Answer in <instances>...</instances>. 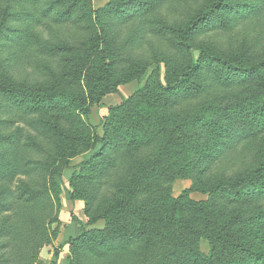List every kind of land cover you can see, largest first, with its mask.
<instances>
[{
	"label": "trees",
	"instance_id": "trees-1",
	"mask_svg": "<svg viewBox=\"0 0 264 264\" xmlns=\"http://www.w3.org/2000/svg\"><path fill=\"white\" fill-rule=\"evenodd\" d=\"M35 1L0 0V33L9 20L18 14L16 7L19 11L31 15L33 12L30 10L35 9L31 8L30 4ZM76 1L51 0V10L63 7L65 2L68 4L66 10H60L54 18L55 21H71V11ZM255 1L257 4L255 3L253 8L260 9V2L263 3L264 0H252V4ZM87 5L86 14L91 17L89 27L92 31H98L94 30L95 27L104 31L106 15L113 17L117 24L115 29V26L110 29L111 35L104 34L96 46L92 45L101 57L104 55L100 58V67L96 70L112 73L114 67L124 64L125 58L120 56L125 54L130 56L137 47L139 49L144 47L148 31L158 36L165 32L160 28L154 32L150 27L146 29L147 24L163 20L160 15L156 20L150 19L152 11L144 6H136L125 12L120 11L115 2H108L105 7L99 9H94L90 3ZM226 5V0H212L206 11L189 19L184 30L183 27L174 31L168 28V33L178 36L174 37L181 41L183 36L186 37L200 30L203 22L211 21L213 13L223 10ZM249 8L252 9L251 6ZM236 14L239 18L243 16L241 11ZM224 25L228 26L229 23L226 21ZM124 27H127V31ZM14 32L16 33L15 30ZM23 35L22 37L10 36L11 45L18 38L23 40L8 60L6 58V61H0L2 64L0 71L7 76V80L5 76V81L0 82V112L2 109L9 111L8 118L2 121V124L11 125L15 120L21 123L17 126L11 125V130L8 129L5 134H0V138L18 142L20 149L19 158L4 155L0 157V164L4 167L3 175H5L3 178L5 183L0 184V194L6 192L12 201L4 206L3 211L6 213L1 215L5 218L6 224L0 226V237L6 236V240L0 246V250L3 249L0 252V264H39V251L43 246L51 244L53 238L51 223L54 220L45 222L47 211L53 209L54 204L59 205L62 193L60 181L55 185L51 183L55 177L61 179V172L70 168L71 158L89 151L96 141L99 142L100 149L89 158L82 160L75 167L77 170L72 169L74 170L71 177L73 192L66 191L67 199L72 201L80 199L85 202L83 210L88 219L87 224L75 219L82 233L80 232L77 238L70 241L71 246L76 243L82 244L84 254L89 257L90 254H97L101 257L100 262H97L96 258L90 264H191L197 261L200 254L197 250L196 239L206 233L203 227H198L197 222L200 217L198 215L206 203L191 199L189 193H212L219 189L231 190L236 187L243 189L250 180L257 181L259 176L261 177L260 172L263 175L264 162L260 169L253 168L249 172H242L234 180L223 177L220 171L225 170L222 166L217 171L211 168L209 175L203 177L197 175L193 178L192 187L183 190L177 197L172 196L169 189L163 188L165 179L162 177L166 178L167 175L166 172L161 171V168L168 166L166 163L170 161L169 154L182 140L181 135L164 132V124L155 132L150 124V122L153 123L151 116L145 117L144 120H135L130 117L115 120L113 119L116 116L114 112L119 111L120 107L111 106L108 108V122L105 124L106 127L104 126L105 135L100 137L97 129L89 120L88 110L95 102L92 99L102 97L107 91L112 92L116 85L123 83L121 81L110 88L108 86L100 88V94H95L93 98L87 100L89 102H86L85 113H82L79 108L69 110L71 103L66 104L67 97L62 94H56L60 98L59 103L47 105V107L42 106L39 102L41 98L38 96L32 98L29 94L31 85H34L32 74L51 71L54 75L52 58L62 51L72 52L80 44L85 45L87 42L69 44L63 41L60 44H53L50 39H43L38 29L30 25ZM256 39L257 36L254 35L252 38L242 39L239 43L246 44L245 42ZM179 45H183V42ZM179 45L173 48L176 51H183V47ZM191 47L189 44L186 46L185 54ZM197 48L203 53L207 49L205 46H197ZM25 49H28L30 54L28 70L20 74L15 67ZM164 58L172 62L166 54L162 61H165ZM157 59L158 57L154 58L152 62L158 64L160 60ZM134 65L137 66L135 63ZM145 68L146 64L139 69L145 70ZM249 68L255 69L256 72L239 78L236 75H223L218 71L213 73L209 69L204 75V72L196 64L192 65L191 59H188L184 67L182 65L177 71L172 72L176 75L175 80L170 82L166 76V85H162L159 75L157 76L158 67H154L148 79L150 83L148 86L153 85L154 88L159 86L154 91L160 90L161 96L165 94L166 98H173L169 102L175 103L202 93L206 94L204 97H207L211 86L215 84L224 85L223 83L233 82L236 84L239 80L246 84L248 80L257 78L264 81V59L253 62ZM165 69L166 74H171L172 67L166 66ZM77 71L75 73H78ZM155 76L157 79L154 78ZM198 76L200 81L196 79ZM206 79L208 83L203 82ZM180 84L185 87L182 92L179 89ZM175 86L178 88L175 89ZM102 89L105 92H102ZM75 98L74 96V100ZM82 100L85 101V98L83 97ZM210 103L208 106H211ZM36 113L38 116H35ZM176 118L168 120L172 123ZM195 118L198 123L210 120L213 124L214 140H208L207 149L211 148L210 151L216 154L214 158L220 153L225 156L227 150L231 151L229 148L223 152L220 151L219 141L227 134L230 140L233 138L230 134L237 133V141L243 142L242 140L253 138L264 130V127L261 129L251 127L250 113L241 109L238 104H230L221 109L216 107V110L214 107L204 108ZM220 118L224 120L219 123ZM73 123L75 126L71 125ZM66 149H68L67 154L55 153ZM208 154L210 155L209 152ZM212 160L215 162V159ZM221 160L225 162L227 159ZM2 173L3 170L0 171V175ZM81 184H83L82 187ZM2 187L4 188L1 189ZM240 193L242 194L238 191L237 195L240 196ZM3 205H1L0 212H2ZM99 220L104 221L102 228L87 229V225ZM208 221L214 223L212 220ZM247 223L249 224V221ZM257 225L259 227L252 236L253 238L245 245L244 256L250 261L247 264H264V241L262 240L264 236L259 233L264 229V218ZM228 233L235 236V227L232 229L228 227L227 235ZM115 238L117 240H114ZM236 242L241 243L239 239ZM213 249L211 245V250ZM195 253L199 258L189 260V257L192 258L190 254L194 258ZM233 255H230L229 264H238L232 259ZM54 256L57 257V251ZM52 263L56 264V260Z\"/></svg>",
	"mask_w": 264,
	"mask_h": 264
},
{
	"label": "rangeland",
	"instance_id": "rangeland-1",
	"mask_svg": "<svg viewBox=\"0 0 264 264\" xmlns=\"http://www.w3.org/2000/svg\"><path fill=\"white\" fill-rule=\"evenodd\" d=\"M50 2L51 0H36L31 3L30 7L35 9L30 10L33 12L31 15L19 11L16 7L18 14L9 20L7 26L0 33V61H6V58L8 60L11 53L23 40L18 38L17 42L14 41L11 45L10 36H24L23 33L29 25L32 28H37L41 37L46 40L50 39L53 44H60L63 41H67L69 44L87 43L85 45L80 44L72 52L62 51L57 53L52 58L54 75L51 71L47 73L34 72L32 74L34 85H31V90L29 89L30 97L38 96V98H41V101H39L41 105L47 107V105L59 103L60 98L56 94H62L67 97L66 104L71 103L69 110L79 108L82 113H85L86 102H89L87 100L93 98L95 94H100V88L103 86L110 88L119 81L123 82L116 85L112 92L107 91L102 97L92 99L95 102L91 104L88 110L89 120L97 129L99 136L103 137L105 135V124H107L109 117L108 108L119 106L120 110L114 112L116 116L113 119L115 120L129 117L135 120H144L145 117L151 116L153 123L150 122V124L155 132L160 127L162 128L164 124V132L181 135L182 140L175 146V150L169 154L170 161L166 163L168 166L161 168V171L166 172L167 175L166 178L162 177V179H165L163 180V188L169 189L174 197L179 196L183 190L192 187L193 178H196L197 175L201 177L209 175L211 168H215L217 171L222 166L225 171L220 172L224 178L229 180L237 179L242 172H249L253 168L260 169L264 162V130L253 138L242 140L243 142H239L241 140L237 141V133L230 134L233 136L230 140H228L229 134H227L219 141L220 151L223 152L227 148L231 151L228 152L227 150L225 156L220 153L218 157L214 158L213 156L216 154L210 151L211 148L207 149L208 140H214V134H212L213 124L210 120L198 123L195 116L204 108L214 107L216 110V107L221 109L230 104H238L241 109L250 113V126L261 129V127H264V81L261 78L250 79L246 84L240 80L236 84L235 82L223 83L224 85L215 84L211 86V91L207 97H204L206 94L202 93L175 103L169 102L173 98L168 99L165 94L161 96L160 90L154 91L159 86L154 88L152 85L149 87L148 79L153 68L158 67L157 76L159 75L162 85H166V76H168L170 82L175 80L176 75L172 72L177 71L182 65L184 67L188 59H191L192 65L196 64L204 72V75L207 73V69L213 73L218 71L223 75H236L237 78L252 75L256 71L249 68L251 64L264 59V2H260V9H254L253 6L255 3L257 4L256 1L252 4V0H226V7L223 10L214 12L211 21L203 22L200 25V30L194 31L186 37L183 36L181 41L175 39L174 36L176 35L169 34L168 28L174 31L183 27L184 30L189 19L206 11L212 0H77L73 11H71V21L68 22H56L54 19L60 10H66L68 4L65 2L63 7L51 10ZM108 2L117 3L120 11L125 12L136 6H144L152 11L150 19L156 20L160 15L161 20H163L147 24L146 29L148 30L150 27L153 32L157 28L165 30L161 36L148 31L144 47L140 49L137 47L136 51L131 53L130 56L128 54L120 56L125 58L124 64L114 67L112 73L96 70L100 67V58L104 55L101 57L98 51L94 50V46L104 34L107 36L112 34L109 32L114 26V29L116 28L115 19L106 15L104 31L99 27H95L94 30H98L95 32L90 29L91 17L86 14L88 3L94 9H99L105 7ZM240 11L243 13L242 18H239L236 14ZM218 16L220 17L217 18ZM226 21L229 23L228 26L224 25ZM124 30L127 31V27H124ZM254 35L257 36L255 41L245 42L246 44L239 43L242 39L252 38ZM181 42H183V45H179ZM188 44L192 47L185 54ZM92 45L94 46L92 47ZM175 45L183 47V51H176L173 48ZM197 46H205L207 48L206 52L203 53ZM164 54L172 62L166 61L165 58V61H162ZM29 57L28 49H25L15 67L18 73L22 74L28 70ZM157 57V60H160L158 64L152 62ZM145 64V70L139 69ZM0 65L2 64L0 63ZM166 66L172 67L171 74L165 73ZM76 70H78V73H75ZM176 74L178 73L176 72ZM5 76L0 71V82L5 81ZM154 78L157 79L156 76ZM196 79L200 81L199 76ZM203 82L208 83L207 79ZM226 84L229 85L225 86ZM174 88L178 87L175 86ZM184 88L183 84L179 85L181 92ZM102 92H105V90L102 89ZM74 96L76 97L75 100ZM83 97L85 101L82 100ZM209 102H211V106H208ZM82 103L83 105H81ZM8 113L9 111L6 109H2L0 112L1 135L5 134L8 129L11 130V125H21L18 120H15L11 125H3L2 121L8 118ZM35 116H38V114L36 113ZM175 117L177 118L174 122H169V118ZM223 120V118H220L219 123ZM71 125L75 126V123ZM99 149L100 144L96 141L89 151L71 158L69 160L70 168L61 172V179L55 177L51 183L55 185L60 181L62 193L59 205L54 204L53 209L47 211L45 222L54 220L51 223L53 238L51 244L43 246L39 251V264H53V260H56V264H90L96 258L97 262L101 261V257L97 254H90V257L84 254L85 250L83 251L82 244L78 245L76 243L71 246L70 241L77 238L78 235L71 237L68 231L63 236L59 234L61 227L59 221L65 213L62 204L64 201L69 200L66 198V191L73 192L71 177L74 170L72 169ZM19 153L18 142L7 141L3 137L0 138V157L4 155L10 158H19ZM55 153L67 154L68 149L56 151ZM223 158L229 160L228 163H226L227 160L222 162L221 159ZM212 159H215V162ZM75 169L77 170V168ZM1 170H3V173L0 175V184L4 182L3 178L5 177L2 164H0ZM260 175L261 177L259 176L257 181L250 180L243 189L236 187L231 190L219 189L212 193H189L191 199L206 203V206L198 215L200 217L197 222L198 227L204 228L206 235L202 234L203 236L197 237L196 246L200 258L196 253L194 258L190 254L192 258L189 257V260L199 258L191 264H229L231 254H234L232 259L236 260L238 264L250 263L244 256L245 245L253 238L252 236L259 227L257 223L264 218L262 216V214L264 215V172L263 175L260 172ZM82 185L80 186L82 187ZM238 191L242 192L240 196L237 195ZM10 202H12L11 198L6 192L0 194V208L4 204L2 212H0V226L6 224L5 218L1 215L6 213L3 211L5 210L4 206L9 205ZM81 202L84 209L85 202L83 200ZM66 211L68 220L76 219L70 207ZM208 220H212L214 223H210ZM101 221L103 227L104 221ZM228 227L230 229L235 227V236L229 233L227 235ZM223 231L224 235H222ZM259 233L264 236V229L260 230ZM237 239L241 243H237ZM0 240H4L0 241V246H2L6 236L0 237ZM262 240L264 241V239ZM211 245L214 248L213 250H211ZM55 251H57L56 258L54 256Z\"/></svg>",
	"mask_w": 264,
	"mask_h": 264
},
{
	"label": "crops",
	"instance_id": "crops-1",
	"mask_svg": "<svg viewBox=\"0 0 264 264\" xmlns=\"http://www.w3.org/2000/svg\"><path fill=\"white\" fill-rule=\"evenodd\" d=\"M81 200H74V201H64L62 206L65 210V213L63 214V218L61 219V221H59V223L61 224V227L59 229V234L60 235H64V233L66 231L69 232V235H71V237H75L76 235H79L80 232H81V227L79 225V223L75 220H68V218L66 217V210L68 209V207H70L71 211H73V215L79 220L81 221L82 223L84 224H87V217L84 213V210H83V204H81ZM73 209V210H72ZM62 224L64 225L62 227ZM102 221L99 220L97 221L96 223L94 224H91V225H87L86 227L87 228H102ZM73 234V236H72ZM68 235V236H69Z\"/></svg>",
	"mask_w": 264,
	"mask_h": 264
}]
</instances>
